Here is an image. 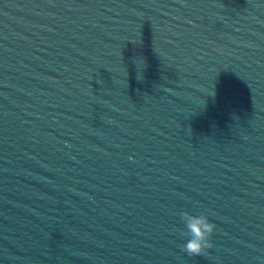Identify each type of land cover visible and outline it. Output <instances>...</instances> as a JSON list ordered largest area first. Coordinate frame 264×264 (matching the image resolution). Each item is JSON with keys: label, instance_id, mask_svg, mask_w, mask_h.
Segmentation results:
<instances>
[{"label": "water", "instance_id": "water-1", "mask_svg": "<svg viewBox=\"0 0 264 264\" xmlns=\"http://www.w3.org/2000/svg\"><path fill=\"white\" fill-rule=\"evenodd\" d=\"M261 259L264 0H0V264Z\"/></svg>", "mask_w": 264, "mask_h": 264}, {"label": "clouds", "instance_id": "clouds-1", "mask_svg": "<svg viewBox=\"0 0 264 264\" xmlns=\"http://www.w3.org/2000/svg\"><path fill=\"white\" fill-rule=\"evenodd\" d=\"M181 222L184 225L180 236L185 242L180 246L181 251L190 257L207 255L213 248L212 236L216 231V224L211 222L206 212L192 214L187 210L180 213ZM260 264H264L261 259Z\"/></svg>", "mask_w": 264, "mask_h": 264}]
</instances>
